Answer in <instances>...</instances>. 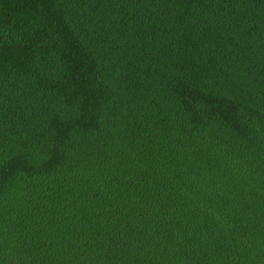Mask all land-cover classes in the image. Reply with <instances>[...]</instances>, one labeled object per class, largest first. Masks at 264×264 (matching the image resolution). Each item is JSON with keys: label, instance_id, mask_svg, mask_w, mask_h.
Masks as SVG:
<instances>
[{"label": "trees", "instance_id": "trees-1", "mask_svg": "<svg viewBox=\"0 0 264 264\" xmlns=\"http://www.w3.org/2000/svg\"><path fill=\"white\" fill-rule=\"evenodd\" d=\"M0 264H264V0H0Z\"/></svg>", "mask_w": 264, "mask_h": 264}]
</instances>
